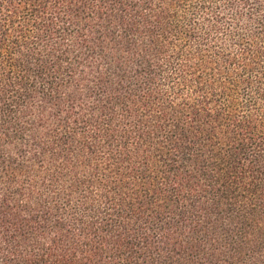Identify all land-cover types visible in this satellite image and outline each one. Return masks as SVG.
Listing matches in <instances>:
<instances>
[{
  "label": "trees",
  "instance_id": "obj_1",
  "mask_svg": "<svg viewBox=\"0 0 264 264\" xmlns=\"http://www.w3.org/2000/svg\"><path fill=\"white\" fill-rule=\"evenodd\" d=\"M0 264H264V0H0Z\"/></svg>",
  "mask_w": 264,
  "mask_h": 264
}]
</instances>
